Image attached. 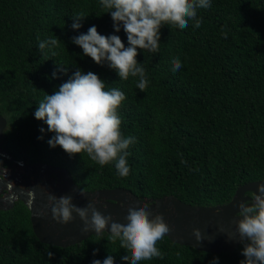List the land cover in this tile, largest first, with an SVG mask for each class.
<instances>
[{"label": "trees", "instance_id": "1", "mask_svg": "<svg viewBox=\"0 0 264 264\" xmlns=\"http://www.w3.org/2000/svg\"><path fill=\"white\" fill-rule=\"evenodd\" d=\"M106 11L100 0H0V113L7 119L0 147L26 163L66 167L82 189L121 186L140 198L173 194L191 204L216 205L227 202L240 184L264 180V0H211L210 8L197 9L199 28L194 21L185 29L163 26L158 52L138 49L137 61L149 81L144 92L136 86L138 78L121 80L72 42L95 25L102 35H119L127 47L126 33L123 28L115 32ZM78 13L86 18L76 30L71 25ZM58 37V49L40 52V41ZM52 51L58 55L52 57ZM177 58L182 67L173 72ZM58 63L68 72L53 78ZM76 70L96 73L105 90L126 96L118 109L120 129L123 137L135 138L127 149V177L118 175L115 162L101 167L86 153L69 156L60 146L52 148L47 141L53 133L35 118L39 102ZM3 162L13 160L3 156ZM109 235L91 234L65 246L42 242L28 207L17 199L0 208V264H92L109 255L114 264H130L122 259L127 252L120 241L110 242ZM157 247L162 259L138 264H211L216 257L218 264H240L245 259L243 243L214 252L165 236ZM48 251L54 256L49 258Z\"/></svg>", "mask_w": 264, "mask_h": 264}, {"label": "clouds", "instance_id": "2", "mask_svg": "<svg viewBox=\"0 0 264 264\" xmlns=\"http://www.w3.org/2000/svg\"><path fill=\"white\" fill-rule=\"evenodd\" d=\"M100 3L111 14L115 32L123 28L128 46H125L119 35L100 34L95 25L86 33L73 36L72 42L80 46L83 54L91 57L96 64L107 65L115 70L121 80L127 81L130 76L138 78L136 86L142 92L147 89L149 81L145 68L137 61L138 49L158 52L163 26L174 25L185 29L189 21H194V27L199 28L202 20L197 18V9L211 7V0H100ZM85 18L83 13L74 14L71 27L80 29ZM222 32L227 38V32L223 29ZM38 46L40 52L46 54V48L60 47V39L49 38L40 41ZM57 55L56 51H52V57ZM65 66L58 63L53 78L58 73L67 74L68 68ZM181 67L179 58L174 59L172 71H179ZM125 99V94L118 89L105 90V80L96 73L76 70L66 82L59 85L55 93L47 94L39 102L34 115L36 119L45 121L47 131L53 133L47 141L52 148L60 146L69 156L86 153L101 167L115 162L118 175L127 177L130 174L127 149L135 138H125L121 133L118 109ZM44 131L41 128V132ZM38 138L43 139L42 136ZM0 166H4L2 159ZM7 175L8 168L0 167V181H7L6 189L12 193L15 186ZM27 193V204L33 211L37 193L33 188H28ZM85 193L87 191L81 188V195ZM98 203L100 201L94 198L81 207L73 203L71 196L48 194V207L56 222L68 224L76 219L74 213L77 214L83 221V232L94 231L97 236L108 232L110 242L119 240L120 248L127 252L122 259L130 261V264L163 258L164 253L157 244L173 226L165 221L162 214L157 213L150 218V206L137 205L128 209L125 217L127 223L124 224L116 222L110 214L104 215L97 208ZM104 207L107 208L106 205ZM239 209L236 233L228 236L235 239V235H238L244 245L242 255L245 259L240 264H264V182L259 183L257 191L251 193L250 203L241 200ZM36 215L46 216L47 208H42ZM193 234L197 242L204 239L199 228L193 229ZM47 255L51 258L54 253L48 251ZM218 260V257L214 258L211 264H218ZM92 264H114V257L109 255L103 261L96 259Z\"/></svg>", "mask_w": 264, "mask_h": 264}, {"label": "water", "instance_id": "3", "mask_svg": "<svg viewBox=\"0 0 264 264\" xmlns=\"http://www.w3.org/2000/svg\"><path fill=\"white\" fill-rule=\"evenodd\" d=\"M6 125V117L0 113V141ZM0 155L22 165L24 169L22 175H26L24 183L27 185L22 187L15 183L13 184L15 186L13 192L9 193L6 189L8 182L0 181V208L7 209L11 207L17 198L21 199L28 207L29 196L27 190L33 188L37 193L35 203L32 205L33 211L28 207L33 232L40 241L61 246L79 242L95 233L94 231L83 232V221L75 213L76 219L68 224L56 222L52 217L51 208L48 207L49 192L57 197L71 196L73 197V203L81 207L97 198L100 201L97 208L104 215L110 214L116 222L124 224L127 223L125 217L128 215L130 207L148 204L150 206L148 209L150 218L160 213L164 216L165 221L173 226L172 230L166 235L172 241L214 252L234 250L242 242L239 241L238 235H235V239H230L228 235L236 233L237 221L239 220L237 216L240 210L239 203L241 200L250 203L251 194L248 192L257 191L259 183L264 182L263 179L244 182L235 189L233 196L227 202L216 205L191 204L182 201L173 194L155 198H140L130 189L121 186L94 190L85 189L87 193L81 195V188L74 182L66 167L43 161L26 163L15 159L1 147ZM52 174L54 176L51 177ZM13 178L21 179L10 175L8 180L11 181ZM4 191L6 192L3 193ZM42 208H47V215L43 217L36 215ZM195 228H199L204 236L201 242L196 241L193 234Z\"/></svg>", "mask_w": 264, "mask_h": 264}, {"label": "rangeland", "instance_id": "4", "mask_svg": "<svg viewBox=\"0 0 264 264\" xmlns=\"http://www.w3.org/2000/svg\"><path fill=\"white\" fill-rule=\"evenodd\" d=\"M0 159L3 160V155H0ZM4 166H0V167H7L8 168V175L7 178H9L10 175H14L17 178H21V175L24 174V169L22 167V165H20V163L13 161V163H10L8 165H5V163L3 162ZM12 183H18V181L15 179H11Z\"/></svg>", "mask_w": 264, "mask_h": 264}, {"label": "flooded vegetation", "instance_id": "5", "mask_svg": "<svg viewBox=\"0 0 264 264\" xmlns=\"http://www.w3.org/2000/svg\"><path fill=\"white\" fill-rule=\"evenodd\" d=\"M52 176H54L53 174L51 175V177ZM13 179H15V178H13ZM17 180V179H16ZM26 180V175H22V178L20 179V180H17L18 181V183H16L17 185H20V186H22V187H24V186H27L25 183H24V181ZM55 181V180H54ZM6 191H4L3 193H5ZM249 194H251L250 192H248ZM18 199V198H17ZM16 199V200H17ZM15 200V201H16Z\"/></svg>", "mask_w": 264, "mask_h": 264}]
</instances>
